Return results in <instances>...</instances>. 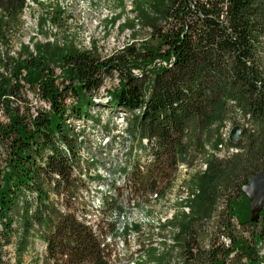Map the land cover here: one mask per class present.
Returning <instances> with one entry per match:
<instances>
[{"label":"trees","instance_id":"trees-1","mask_svg":"<svg viewBox=\"0 0 264 264\" xmlns=\"http://www.w3.org/2000/svg\"><path fill=\"white\" fill-rule=\"evenodd\" d=\"M134 4L139 22L152 28L150 37L104 57L96 41L83 47L72 36L62 45L35 36L23 42L27 0H0V264L11 243L15 264H26L36 239L47 249L35 264H131L114 256L119 197L165 198L179 164L199 158L208 168L186 182L195 193L186 200L190 212L180 210L162 225L173 229L172 243L164 242L162 252L149 247L138 261L170 264L178 247L182 264H264V208L252 221L250 199L241 190L264 170V0ZM51 7L39 18L41 32L47 23H60L63 7ZM136 25L126 18L121 30ZM115 74L119 85L103 100L97 93ZM28 91L46 107L33 110ZM93 107L124 113L138 150L122 184L112 183L114 196H103L95 210L104 220H93L78 201L82 184L75 175L84 133L76 122L99 124ZM233 114L246 120L242 136L217 155L221 129ZM216 214L215 235L203 244L201 223ZM138 228L127 225L124 233Z\"/></svg>","mask_w":264,"mask_h":264},{"label":"rangeland","instance_id":"rangeland-1","mask_svg":"<svg viewBox=\"0 0 264 264\" xmlns=\"http://www.w3.org/2000/svg\"><path fill=\"white\" fill-rule=\"evenodd\" d=\"M127 1L135 5L134 0ZM27 3L28 6L22 16L24 25L20 35V40L25 43H30V37L35 36V40L42 43L58 42L62 45L72 36L83 47H88L96 41L101 55L107 57L134 41L140 42L150 37L148 26L141 22H139V27L136 26L133 29L126 26L121 30L126 18H132L131 15L135 12L134 10L129 11L123 0H27ZM45 6H52L51 9L60 6L63 7L64 12L59 24L49 21L50 23H47L41 32L38 22L39 18L46 13ZM123 7L124 11L122 10L121 17L117 18ZM112 14L114 17L110 19ZM115 18H117L116 21H114ZM133 32L136 33V36L133 35ZM14 43L15 49L18 50L20 48L19 40L16 39ZM56 71L60 73L61 69L57 68ZM119 81L120 78L117 74L107 78L104 86L98 91V96H102L100 98L104 100L107 97V90L118 86ZM28 98L31 100L33 110L38 106L46 107V104L39 101L30 91H28ZM87 108L86 104L85 110ZM94 111L101 119L99 124L90 121L80 123V128L84 129V137L80 150L81 161L75 169V175L80 178L82 184L77 194L78 201L85 207V210L91 213L90 217L92 216L93 220H104L95 210L100 209L103 196H114L115 190L111 186L112 183L122 184L125 168L134 161L138 150L134 146V137L131 131H127L128 121L124 113H110V110L106 111L101 107H95ZM0 118L5 119V116L0 113ZM229 118L220 132L224 142L222 146L219 145V149L222 150L220 154L228 151L227 142H235L239 139L242 134L241 126L246 122L241 114H233ZM234 130H238L236 135L233 134ZM233 151L235 150L229 149L228 153ZM0 153L1 169L4 165V154L1 150ZM197 169L203 171L205 168L197 167ZM195 172L196 170L182 171L179 180L174 183L165 198L130 202L126 200V196L119 197L120 201L123 200L119 203L122 206V212L117 215L118 218L115 221L122 222V224L125 222L137 223L139 228L132 229L128 233L116 230L117 235L115 239H112V241L115 240L116 253L114 256L117 255L121 261L134 260L131 264H140L138 259H145L144 254L147 253L149 247H157L162 252L165 247L164 242L172 243L173 229L164 228L159 225V222L166 218L170 220L178 211L183 210L180 197L185 196L182 192L185 188L182 185H187L186 181ZM143 202H146L145 205H142ZM217 216L218 214L211 220L201 223L200 233L203 244H208L209 240L214 237ZM102 224L105 229L109 228L106 221H103ZM13 227L16 228L17 223ZM39 240L41 239H36V242ZM36 242L24 257L26 264H35V259L39 254L36 250ZM220 242L228 244L229 240L222 236ZM15 246V243H11L3 248V264H15ZM260 252L264 254V246ZM170 264H182V254L178 247L171 255Z\"/></svg>","mask_w":264,"mask_h":264},{"label":"built area","instance_id":"built-area-1","mask_svg":"<svg viewBox=\"0 0 264 264\" xmlns=\"http://www.w3.org/2000/svg\"><path fill=\"white\" fill-rule=\"evenodd\" d=\"M123 2L127 5L129 11H133V10L135 11V6L132 4V2H129V1H127V0H123ZM135 13H136V14H135ZM113 15H114V14H112V15L110 16V19H112V18L114 17ZM131 17H132L133 19H135V21L137 22V25H136V26L139 27V19L137 18V12L135 11L134 14L131 15ZM125 22H126V20H125ZM125 22H124V23H125ZM119 25H120V23L118 24V27H119ZM147 30L149 31V34H150L151 31H152V28H151V27H148ZM90 46H91V44H90L88 47H90ZM161 63H163L164 65H167L166 62H159V65H160ZM135 71H136V73L138 72L137 70H135ZM106 94H107V93H106ZM80 122H81V121H77V122H76V128H79V124H80ZM83 137H84V136L81 135V136H80V140L83 139ZM142 142H143L144 144H148L149 140H148V138H144V139L142 140ZM220 146H222V144H221ZM217 154H218V153H217ZM197 167H198V168H199V167H204L205 169L202 171V170L197 169ZM207 168H208V162L205 161L204 158H199V159L196 160L192 165H188V164H186V163H181V164H179L178 169H177V171H176L175 178H174V181H173V185H174V183H175L176 181L179 180V177H180L182 171H186V172H188V171H191V170H196V172H204ZM128 169H130V165H129ZM197 170H198V171H197ZM196 172H195V173H196ZM195 173H193V174H195ZM124 177H125V175H124ZM124 177H123V178H124ZM186 182H187V181H186ZM173 185H172V187H173ZM182 186L185 188V189L182 190V192H183V194H184L185 196H184V197H180V198H181L180 201H181V203H183V205H182L183 210H182V211H186V212L188 213V212H190V207L188 206V204H186V200H187V198H193V197L195 196V193H192V189L190 188L189 185L187 186L186 184H183ZM193 192H194V191H193ZM196 192H198V190H196ZM165 197H166V196H165ZM153 200H156V199H153ZM145 203H146V202H143L142 205H145ZM117 215H119V214H114V215H113V217H114V221H115L116 218H118ZM172 218H173V217H172ZM172 218H170V219H172ZM168 220H169V219H167V218H166L164 221H161V220H160L159 225L162 226L164 223H167ZM133 224H134V223L129 224V223H126V222L122 224V222H116V221H115L116 230H119L120 232H123L124 229H125V227H126L127 225H128V226L131 225L130 227H132ZM46 249H47V244H46V242H44V241H42V240H39V241L36 242V250L38 251V253H39L41 256L46 252Z\"/></svg>","mask_w":264,"mask_h":264},{"label":"water","instance_id":"water-1","mask_svg":"<svg viewBox=\"0 0 264 264\" xmlns=\"http://www.w3.org/2000/svg\"><path fill=\"white\" fill-rule=\"evenodd\" d=\"M237 133L238 130H234L233 134L236 135ZM241 190L250 199L252 212L251 220H258L260 213L264 208V170H259L253 176H251L248 181L242 185Z\"/></svg>","mask_w":264,"mask_h":264}]
</instances>
